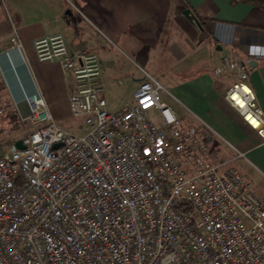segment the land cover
Segmentation results:
<instances>
[{"label":"built area","instance_id":"built-area-1","mask_svg":"<svg viewBox=\"0 0 264 264\" xmlns=\"http://www.w3.org/2000/svg\"><path fill=\"white\" fill-rule=\"evenodd\" d=\"M10 42L21 49L15 28ZM33 46L59 64L85 131L59 126L38 93L21 114L0 84V116L32 126L23 147L0 145V264H264V197L230 165L242 152L212 150L221 136L176 115L154 76L107 109L95 53L69 51L61 34ZM248 68L229 52L213 75L233 77L224 98L264 142Z\"/></svg>","mask_w":264,"mask_h":264},{"label":"crops","instance_id":"crops-1","mask_svg":"<svg viewBox=\"0 0 264 264\" xmlns=\"http://www.w3.org/2000/svg\"><path fill=\"white\" fill-rule=\"evenodd\" d=\"M1 2L7 15L2 12ZM13 28L21 55L11 54L14 72L5 73L0 66V84L3 96L13 101L21 114L25 111L24 97L38 93L54 119L71 116L59 64L39 60L33 46L37 39L61 34L69 51L97 55L105 99L106 79L121 82L116 76L126 72L120 58L131 60L139 71L131 80L127 77L128 94L123 102L145 73L162 77L167 84L164 92L187 114L181 116L163 102L176 115L190 120L193 113L213 128L221 137L209 136L212 150L222 156L242 152L231 162L246 160L236 166L237 170L264 197V142L224 98L233 77L213 75V69L229 52L242 61L254 60L246 81L264 108L263 7L250 0L0 1V51L10 47ZM4 66L9 69L7 63ZM15 78L22 81V87H17ZM106 107L110 109L107 100ZM245 163L253 168L248 169Z\"/></svg>","mask_w":264,"mask_h":264},{"label":"rangeland","instance_id":"rangeland-1","mask_svg":"<svg viewBox=\"0 0 264 264\" xmlns=\"http://www.w3.org/2000/svg\"><path fill=\"white\" fill-rule=\"evenodd\" d=\"M0 1H4V0H0ZM1 6H2L3 14L7 15L6 12L4 11V4L2 2H1ZM10 47L0 51V53L9 49ZM109 47H112V45L109 44ZM118 61L121 67H123L124 70L126 71V72H120V74L116 76L121 79V82H118V83L112 82L113 81L111 80L112 78H107L106 81L104 82V95L108 103V108L110 109L120 105L123 102L124 97L128 94V82L129 81L127 82V77L130 78L131 80V78H133L139 72L138 67L128 58H125V57L120 58L118 59ZM168 74L170 73L168 72ZM155 77L163 85V87L165 88L167 87V84H165L162 77L160 76H155ZM159 99L162 101H166L169 104V106L171 108L173 107L179 115L185 116L187 114L184 108L181 105H177L176 103H174V101L164 91L159 92ZM17 118H18V121L16 122L7 121V119L0 118V145H6V144H9L10 142L20 139L21 137H23V135L26 133L27 130H30L32 128V126L30 125L28 121H21L18 116ZM53 120L59 126L67 130H70L74 133L80 134L83 131H85L84 117H73V116L67 115V116L62 117L61 119L53 118ZM243 162H246V160L238 159L236 161L231 162L230 165L234 166L237 169L236 166L242 165ZM247 163H245V165ZM246 167L248 169L253 168L249 164H247Z\"/></svg>","mask_w":264,"mask_h":264},{"label":"bare ground","instance_id":"bare-ground-1","mask_svg":"<svg viewBox=\"0 0 264 264\" xmlns=\"http://www.w3.org/2000/svg\"><path fill=\"white\" fill-rule=\"evenodd\" d=\"M20 50L21 49L19 48L18 45H12L9 49H7V50H5V51H3V52L0 53V56L3 55V57H4V59H0V66L2 67V70L5 73H7V70L10 71V72L11 71L14 72V61H13V59L11 57V54L13 52H16V53L18 52L21 55ZM5 63H7V67H9V69L8 68H5V66H4ZM15 82L17 84V87H22L23 83H22V81L20 79L19 80H16V78H15ZM12 91L15 93V91L13 89H12ZM25 91H27V90H25ZM35 96H36L35 94H31V95L28 94V95H26V97L30 101H33V99H35Z\"/></svg>","mask_w":264,"mask_h":264},{"label":"trees","instance_id":"trees-1","mask_svg":"<svg viewBox=\"0 0 264 264\" xmlns=\"http://www.w3.org/2000/svg\"><path fill=\"white\" fill-rule=\"evenodd\" d=\"M250 2L264 8V0H250ZM0 118L7 119V121H18L17 115L14 111L6 113L3 116H0Z\"/></svg>","mask_w":264,"mask_h":264},{"label":"water","instance_id":"water-1","mask_svg":"<svg viewBox=\"0 0 264 264\" xmlns=\"http://www.w3.org/2000/svg\"><path fill=\"white\" fill-rule=\"evenodd\" d=\"M185 11H188V10H185ZM248 63H249V65H252V64H254V63H256V62H255L254 60H249ZM14 144H15L16 147H19V148L23 147V146L21 145V141H20V140H16V141L14 142ZM57 146H59V144H55V145H54V147H57Z\"/></svg>","mask_w":264,"mask_h":264}]
</instances>
